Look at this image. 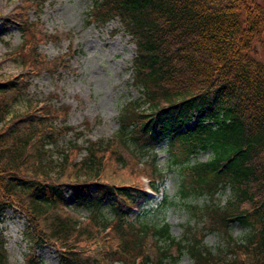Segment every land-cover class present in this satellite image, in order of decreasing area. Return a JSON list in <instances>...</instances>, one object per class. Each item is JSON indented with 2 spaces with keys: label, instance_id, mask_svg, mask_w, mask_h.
<instances>
[{
  "label": "trees",
  "instance_id": "1",
  "mask_svg": "<svg viewBox=\"0 0 264 264\" xmlns=\"http://www.w3.org/2000/svg\"><path fill=\"white\" fill-rule=\"evenodd\" d=\"M32 4L20 0L3 19L21 29L17 56L23 69L0 77V215L7 208L24 211L29 239L35 246L53 245L60 264H153L150 231L154 264H177L184 253L192 264H264V0L92 1L90 19L115 17L130 34L134 81L148 107L129 102L120 113V135L130 134L146 154L165 140L178 167L179 199L211 197L203 204L187 202L201 226H187L177 238L167 221L151 224L173 198L149 195L119 157L118 168L108 165L99 143L81 159L74 147L60 161L49 156L46 142L70 129L53 123L58 109L30 99L11 111L28 76L59 63L58 56L37 51L33 21L25 15ZM205 149L207 159L191 162L192 154ZM152 185L157 188L156 179ZM226 187L230 193L220 202L217 195ZM67 193L88 210L86 220L67 209ZM105 202L113 220L100 224ZM135 204L139 209L133 211ZM233 221L246 228L240 239L229 231ZM109 223L115 246L101 234ZM205 228L225 229L227 247L214 252L206 246ZM2 247L0 236V264H9ZM25 264L41 263L29 257Z\"/></svg>",
  "mask_w": 264,
  "mask_h": 264
},
{
  "label": "rangeland",
  "instance_id": "2",
  "mask_svg": "<svg viewBox=\"0 0 264 264\" xmlns=\"http://www.w3.org/2000/svg\"><path fill=\"white\" fill-rule=\"evenodd\" d=\"M92 1L33 0V4L25 10V15L33 21L37 51L46 58L58 56L59 63L55 69L31 73L23 94L12 102L11 111L21 110L30 99L50 104L59 110L53 123L58 127L70 126L66 132L56 134L54 141L46 142L49 156L54 161H60L62 155L73 147L76 149V159H81L87 154L91 144L99 143L105 147L106 158L104 155L103 157L111 167L118 168L114 159L119 157L127 166L133 167L144 186L152 175L161 179L159 195L168 194L173 198V203L158 210L153 215L151 224L167 221L170 234L176 238L184 234L187 226L200 229L199 216L191 213L186 204H203L209 202L211 197L203 194L179 199L178 167L170 162L166 141H161L146 154L144 149L135 147L130 134H127L128 139L120 135V113L123 108L131 101L137 102L140 109L148 107L143 99L142 87L134 81L132 60L135 45L130 34L115 17L104 22L90 19ZM19 2L20 0H0L1 78L16 75L23 69L17 56L23 38L21 29L14 23L4 24L3 21L4 14L12 11ZM64 107L67 108L63 111ZM209 156V150H200L192 154L190 160H205ZM105 165L107 166L106 163ZM124 172L127 170L124 169ZM229 190L226 187L217 195L220 202L228 197ZM67 200V207L73 214L83 220L88 218V210L76 205L70 194L67 195ZM97 220L100 224L104 220H113L106 202L101 205ZM111 223L110 229L105 227L101 234H106V239L115 244ZM29 225L26 213L16 207L8 208L1 214L0 236L8 263L25 264L29 257H35L42 264H60L58 252L53 245L43 243L35 246L29 239ZM204 230L206 234L202 236V240L211 250L218 252L227 247L225 229ZM245 230L244 226L234 221L229 225L234 238L240 239ZM149 240H152L151 236ZM152 244L148 250L154 264L157 250L154 241ZM170 249L174 254L177 253L176 246L171 245ZM113 264L120 263L114 261ZM177 264H192V259L184 253L178 258Z\"/></svg>",
  "mask_w": 264,
  "mask_h": 264
}]
</instances>
